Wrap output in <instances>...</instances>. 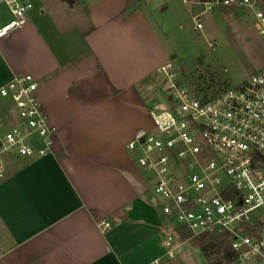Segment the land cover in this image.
Here are the masks:
<instances>
[{"label":"crops","instance_id":"crops-1","mask_svg":"<svg viewBox=\"0 0 264 264\" xmlns=\"http://www.w3.org/2000/svg\"><path fill=\"white\" fill-rule=\"evenodd\" d=\"M27 1V25L0 38V88L32 76L57 134L48 156L1 157L0 264H213L197 241L207 236L183 240L174 225L176 256H166L161 203L128 148L153 129L147 100L163 68L176 70L150 1L128 13L131 0ZM10 20L0 0V28ZM218 30L243 58L239 83L264 68V38L244 51L234 30ZM215 46L222 64L230 56ZM10 110L0 103V131Z\"/></svg>","mask_w":264,"mask_h":264},{"label":"built area","instance_id":"built-area-1","mask_svg":"<svg viewBox=\"0 0 264 264\" xmlns=\"http://www.w3.org/2000/svg\"><path fill=\"white\" fill-rule=\"evenodd\" d=\"M4 2L11 20L0 28V38L23 29L33 8L27 0ZM204 5L206 12L255 10L256 28L264 38V14L251 0ZM201 18L193 19L194 31L203 29ZM162 71L169 102L149 111L152 131L128 146L139 153L140 169L163 199L161 213L193 237H227L237 255L235 264H264V68L214 95L190 90L171 64ZM38 89L30 75L14 76L0 88V103H8L13 115V123L0 131V161L3 156L41 158L52 152L57 132ZM174 241L169 236L165 243L169 259L176 256ZM152 264L166 263L159 258Z\"/></svg>","mask_w":264,"mask_h":264},{"label":"rangeland","instance_id":"rangeland-1","mask_svg":"<svg viewBox=\"0 0 264 264\" xmlns=\"http://www.w3.org/2000/svg\"><path fill=\"white\" fill-rule=\"evenodd\" d=\"M150 5L146 7L144 1L142 7H146L148 15L156 26L161 31L163 40L169 49L175 72L178 80L186 85L190 90L205 95H214L224 87L229 86L242 80L241 64L242 56L238 55L237 59L233 60V48L221 38L217 36L219 28H230L234 30L237 36H240L243 50L255 39L262 38L256 30L255 10L252 14L249 13V8L237 10L236 13L230 15H221L216 11H207V14L202 16L203 29L194 31L193 19L200 12L206 9V6L197 0H149ZM256 9L264 14V0H251ZM236 8H220L218 11L232 12ZM215 41H212L214 40ZM223 52L229 54V60L218 64L215 62L214 54L217 47ZM228 57V56H227ZM232 58V59H231ZM228 61V64H226ZM165 76L159 75V79L152 92L148 96V106L155 108L159 105H164L169 102L165 95ZM3 129V128H2ZM3 131H5L3 129ZM158 203H162L163 199L155 195ZM164 226L169 231L170 236L175 237L173 226L164 219ZM213 264H231L221 254L210 255ZM253 261L247 262L252 264Z\"/></svg>","mask_w":264,"mask_h":264},{"label":"trees","instance_id":"trees-1","mask_svg":"<svg viewBox=\"0 0 264 264\" xmlns=\"http://www.w3.org/2000/svg\"><path fill=\"white\" fill-rule=\"evenodd\" d=\"M201 3H207L211 0H198ZM142 0H131L128 3V6L126 8V12L128 13L131 11L138 3H141ZM181 239L188 240L190 238L196 239L193 237L191 232L186 231L184 229H179L178 231ZM199 243V247L203 251L206 257H210L212 253L215 255L224 254L226 257H229L231 261H234L237 259V255L231 248V244L229 242V239L225 236H207L206 238L197 239Z\"/></svg>","mask_w":264,"mask_h":264}]
</instances>
